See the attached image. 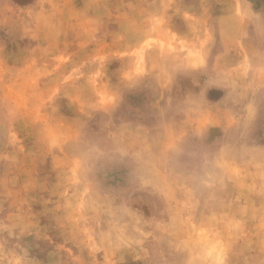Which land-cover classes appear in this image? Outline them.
Returning a JSON list of instances; mask_svg holds the SVG:
<instances>
[{"label": "rangeland", "instance_id": "rangeland-1", "mask_svg": "<svg viewBox=\"0 0 264 264\" xmlns=\"http://www.w3.org/2000/svg\"><path fill=\"white\" fill-rule=\"evenodd\" d=\"M0 264H264V0H0Z\"/></svg>", "mask_w": 264, "mask_h": 264}]
</instances>
